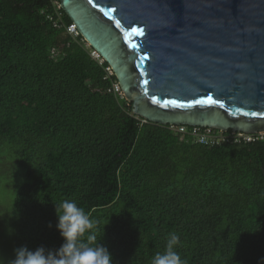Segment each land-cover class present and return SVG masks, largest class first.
Masks as SVG:
<instances>
[{
	"label": "trees",
	"instance_id": "obj_1",
	"mask_svg": "<svg viewBox=\"0 0 264 264\" xmlns=\"http://www.w3.org/2000/svg\"><path fill=\"white\" fill-rule=\"evenodd\" d=\"M69 23L58 0H0V264L57 250L65 199L113 264H151L173 232L187 264H264V133L201 144L131 113Z\"/></svg>",
	"mask_w": 264,
	"mask_h": 264
},
{
	"label": "water",
	"instance_id": "obj_2",
	"mask_svg": "<svg viewBox=\"0 0 264 264\" xmlns=\"http://www.w3.org/2000/svg\"><path fill=\"white\" fill-rule=\"evenodd\" d=\"M58 3L107 62L131 113L264 133V0Z\"/></svg>",
	"mask_w": 264,
	"mask_h": 264
},
{
	"label": "clouds",
	"instance_id": "obj_3",
	"mask_svg": "<svg viewBox=\"0 0 264 264\" xmlns=\"http://www.w3.org/2000/svg\"><path fill=\"white\" fill-rule=\"evenodd\" d=\"M56 229L63 239L55 251L39 246L30 250L27 246L14 249L15 258L9 264H113L108 249L97 241L96 224L84 208L74 200L65 199L55 207ZM51 227V224L48 225ZM86 236V240L84 237ZM180 237L169 233L163 252L156 253L151 264H187L177 248Z\"/></svg>",
	"mask_w": 264,
	"mask_h": 264
},
{
	"label": "built area",
	"instance_id": "obj_4",
	"mask_svg": "<svg viewBox=\"0 0 264 264\" xmlns=\"http://www.w3.org/2000/svg\"><path fill=\"white\" fill-rule=\"evenodd\" d=\"M66 30L72 36H76L78 34L75 28V25L73 23H69L66 26ZM90 55L94 57L95 59H98L100 61L102 60L101 57L98 55V53H96V51L93 49L92 51H90ZM106 70L108 73L112 72L109 66L106 67ZM113 88H114V91H118V92L120 91V93L122 94L118 83H115L113 85ZM177 125L178 126L175 127L176 130L180 132L189 133L194 138L195 141L201 144H212V143H218L221 141H229V140L238 141L241 138L249 141L253 139L254 134H263L260 132L248 134V133L233 131V130H228V131L218 130V129L215 130L212 127H201V126H192L191 128H188L185 126V124H177Z\"/></svg>",
	"mask_w": 264,
	"mask_h": 264
},
{
	"label": "snow or ice",
	"instance_id": "obj_5",
	"mask_svg": "<svg viewBox=\"0 0 264 264\" xmlns=\"http://www.w3.org/2000/svg\"><path fill=\"white\" fill-rule=\"evenodd\" d=\"M89 2L91 3V0H89ZM110 11H111V10H110ZM132 31H133V32H137L138 34H143L142 31H141L140 29H137V28H133ZM197 102L199 103V102H201V101H197ZM207 102L212 103V102H213V101H212V98L209 97ZM253 115H255V113H253Z\"/></svg>",
	"mask_w": 264,
	"mask_h": 264
},
{
	"label": "rangeland",
	"instance_id": "obj_6",
	"mask_svg": "<svg viewBox=\"0 0 264 264\" xmlns=\"http://www.w3.org/2000/svg\"><path fill=\"white\" fill-rule=\"evenodd\" d=\"M98 61H100V60H98ZM4 194H3V191L2 190H0V200H4ZM1 203H4V204H6L4 201H1ZM3 208H4V206H3ZM5 212V208L4 209H2V210H0V212Z\"/></svg>",
	"mask_w": 264,
	"mask_h": 264
}]
</instances>
